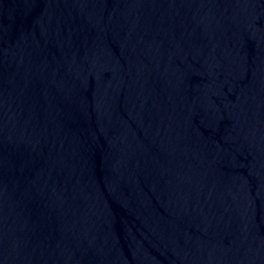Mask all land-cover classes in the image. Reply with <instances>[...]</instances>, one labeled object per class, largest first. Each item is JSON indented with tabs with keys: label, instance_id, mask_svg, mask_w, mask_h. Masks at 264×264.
<instances>
[{
	"label": "water",
	"instance_id": "water-1",
	"mask_svg": "<svg viewBox=\"0 0 264 264\" xmlns=\"http://www.w3.org/2000/svg\"><path fill=\"white\" fill-rule=\"evenodd\" d=\"M0 264H264V0H0Z\"/></svg>",
	"mask_w": 264,
	"mask_h": 264
}]
</instances>
